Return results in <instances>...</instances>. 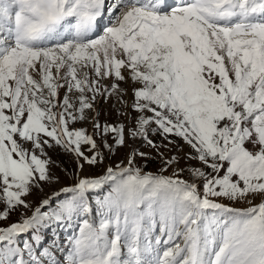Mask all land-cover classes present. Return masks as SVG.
Masks as SVG:
<instances>
[{"label": "snow or ice", "instance_id": "obj_1", "mask_svg": "<svg viewBox=\"0 0 264 264\" xmlns=\"http://www.w3.org/2000/svg\"><path fill=\"white\" fill-rule=\"evenodd\" d=\"M0 264H264V0H0Z\"/></svg>", "mask_w": 264, "mask_h": 264}, {"label": "rangeland", "instance_id": "obj_2", "mask_svg": "<svg viewBox=\"0 0 264 264\" xmlns=\"http://www.w3.org/2000/svg\"><path fill=\"white\" fill-rule=\"evenodd\" d=\"M146 150V149H144ZM186 150V149H185ZM126 150L125 149H122L116 157H113V160H117V159H122L123 158V155H124V152ZM61 160H65V163L67 164L68 167H71L70 163L66 161V158L64 157H61L60 158ZM112 161H108V163H111ZM63 166V165H62ZM158 165L156 162H150L147 166V168L145 169L146 171H156ZM57 172L58 174L62 175L63 176V173L60 171V169H57ZM65 183H71V179L70 178H65L64 180ZM237 207H243L244 205L243 204H238V205H235ZM16 217L13 216L12 217V220H15ZM57 231H60L59 229H57ZM68 234L67 230H64V231H60V237H61V240Z\"/></svg>", "mask_w": 264, "mask_h": 264}]
</instances>
